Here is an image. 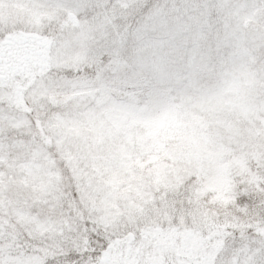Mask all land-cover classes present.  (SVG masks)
<instances>
[{
    "label": "snow or ice",
    "instance_id": "1",
    "mask_svg": "<svg viewBox=\"0 0 264 264\" xmlns=\"http://www.w3.org/2000/svg\"><path fill=\"white\" fill-rule=\"evenodd\" d=\"M0 264H264V0H0Z\"/></svg>",
    "mask_w": 264,
    "mask_h": 264
},
{
    "label": "rangeland",
    "instance_id": "2",
    "mask_svg": "<svg viewBox=\"0 0 264 264\" xmlns=\"http://www.w3.org/2000/svg\"><path fill=\"white\" fill-rule=\"evenodd\" d=\"M249 21L245 20L244 21V26L247 27ZM209 183L215 184V185H221L223 183L222 179L217 175V176H210L209 177Z\"/></svg>",
    "mask_w": 264,
    "mask_h": 264
}]
</instances>
